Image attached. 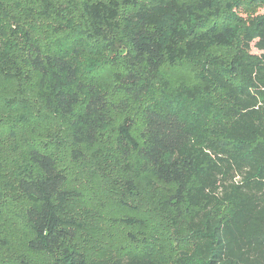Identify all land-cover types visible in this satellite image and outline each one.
I'll use <instances>...</instances> for the list:
<instances>
[{
  "label": "trees",
  "instance_id": "1",
  "mask_svg": "<svg viewBox=\"0 0 264 264\" xmlns=\"http://www.w3.org/2000/svg\"><path fill=\"white\" fill-rule=\"evenodd\" d=\"M242 3L264 7L0 0V264H264V14L246 27ZM209 53L203 82L166 92L163 69ZM119 186L157 219L116 247Z\"/></svg>",
  "mask_w": 264,
  "mask_h": 264
},
{
  "label": "rangeland",
  "instance_id": "2",
  "mask_svg": "<svg viewBox=\"0 0 264 264\" xmlns=\"http://www.w3.org/2000/svg\"><path fill=\"white\" fill-rule=\"evenodd\" d=\"M229 1V0H227ZM233 1V0H232ZM226 8L228 7V5H226ZM248 4L246 3H242L241 5H236V4H232L231 5V12L237 14L239 17H241L243 19L244 25L246 27L251 26L252 24L255 23V21L257 20V17H259L260 15L264 14V7L263 6H257L255 7L254 10L252 11H246V8H248ZM224 17L219 18L218 21H222ZM210 25H212V23H210ZM213 53L215 52L214 50L212 51ZM252 53L253 54H259V52L256 49H252ZM227 54V52H226ZM216 56L214 54L209 53L207 56H202L200 59L195 60L193 63L192 62H187V63H182L180 66H176L173 68H168L166 67L165 69L162 70L161 75L165 80H168L169 83V87L170 89H168L166 92L171 94L172 91H175L176 88L178 87V85L180 83H187L191 85H199V83L203 82V75H204V67L206 65V60L207 58L209 60L210 56ZM230 56V54H228ZM248 55V53H247ZM249 56V55H248ZM217 57V56H216ZM182 85V84H180ZM116 176V175H115ZM117 177V176H116ZM120 177V176H118ZM138 182V188L139 191H141V193L143 192L146 184L143 181H137ZM127 189L123 186H119L117 189V193L114 194L112 197H110L107 202H109L108 206H106L107 210L103 211V215L106 216L107 218L109 217H116L119 218V223H117L116 225H114L113 227L106 222V226L109 227L110 231H111V235L114 237H112L114 240H116V242L114 243L116 245V247H120L122 245H124L125 241L128 240V237L126 236L127 231L130 232H134L136 233V230H134L133 228H129L128 224H131L130 219H132L134 217V215H137V217H141L142 219H146L148 218L147 216L149 215H153L156 219H157V215L155 214L154 207H155V203L152 199H149L147 196H142L141 201L139 199V201L134 200L132 198H129L127 196ZM79 194V193H78ZM167 192L163 190L162 193H160L158 196L162 198L167 196ZM135 197V196H134ZM137 197V196H136ZM76 200H79V202H81V204H85L86 200L84 197L83 198H76ZM127 202L129 203L132 207L130 206H124L123 204H121L120 202ZM111 205V206H110ZM137 207V208H134ZM141 208V211L138 213V210ZM137 209V211H136ZM110 212V213H107ZM81 217V221H82V231L84 232H88L87 230H85V228L87 227V224H93V219H98L97 216L95 214H91L89 216V219L84 217L83 215H80ZM163 219V223H159L157 222L156 227H158V229L160 230L159 232V236L161 234L164 235L165 233H167V235L171 234V237L174 238L175 242L174 245L175 247L178 246V248H182L186 246V243L183 240L184 238H186V231L184 229V224L183 223H179L178 225H175L173 227H169V225L167 226L168 223L171 222V215H167V216H162L160 215ZM153 221H155L153 219ZM152 222V221H151ZM162 231V232H161ZM111 238V240H112ZM95 242V241H94ZM80 246H83L86 248H89V246H91V244L86 240L85 235H83L80 238ZM110 244V243H109ZM97 245V243H96ZM108 245V243H107ZM93 246V245H92ZM176 250L178 251V249L176 248ZM15 254L20 253L21 250H16L13 251ZM40 260V259H38Z\"/></svg>",
  "mask_w": 264,
  "mask_h": 264
}]
</instances>
